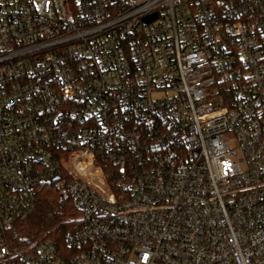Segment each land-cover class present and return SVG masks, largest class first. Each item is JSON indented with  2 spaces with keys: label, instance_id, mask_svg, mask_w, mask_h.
Segmentation results:
<instances>
[{
  "label": "built area",
  "instance_id": "2783aa9c",
  "mask_svg": "<svg viewBox=\"0 0 264 264\" xmlns=\"http://www.w3.org/2000/svg\"><path fill=\"white\" fill-rule=\"evenodd\" d=\"M0 264H264V0H0Z\"/></svg>",
  "mask_w": 264,
  "mask_h": 264
},
{
  "label": "trees",
  "instance_id": "16d2710c",
  "mask_svg": "<svg viewBox=\"0 0 264 264\" xmlns=\"http://www.w3.org/2000/svg\"><path fill=\"white\" fill-rule=\"evenodd\" d=\"M39 192L37 210L16 227L15 234L28 240L48 236L63 248L66 234L76 227L72 220L80 214L74 204L60 198L52 186H40Z\"/></svg>",
  "mask_w": 264,
  "mask_h": 264
},
{
  "label": "rangeland",
  "instance_id": "374dc122",
  "mask_svg": "<svg viewBox=\"0 0 264 264\" xmlns=\"http://www.w3.org/2000/svg\"><path fill=\"white\" fill-rule=\"evenodd\" d=\"M41 0H36V3H39ZM44 236V235H43ZM42 237V236H41Z\"/></svg>",
  "mask_w": 264,
  "mask_h": 264
},
{
  "label": "water",
  "instance_id": "95a60500",
  "mask_svg": "<svg viewBox=\"0 0 264 264\" xmlns=\"http://www.w3.org/2000/svg\"><path fill=\"white\" fill-rule=\"evenodd\" d=\"M151 20H153V18H149L147 21H151Z\"/></svg>",
  "mask_w": 264,
  "mask_h": 264
}]
</instances>
